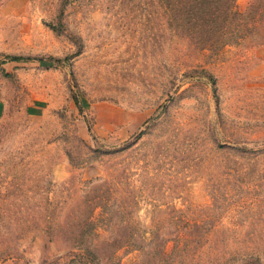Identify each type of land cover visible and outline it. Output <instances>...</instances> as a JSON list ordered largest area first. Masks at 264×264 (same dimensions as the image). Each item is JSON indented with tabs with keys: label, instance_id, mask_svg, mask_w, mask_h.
<instances>
[{
	"label": "rangeland",
	"instance_id": "1",
	"mask_svg": "<svg viewBox=\"0 0 264 264\" xmlns=\"http://www.w3.org/2000/svg\"><path fill=\"white\" fill-rule=\"evenodd\" d=\"M182 8L0 0V264H264V4L206 46Z\"/></svg>",
	"mask_w": 264,
	"mask_h": 264
},
{
	"label": "trees",
	"instance_id": "2",
	"mask_svg": "<svg viewBox=\"0 0 264 264\" xmlns=\"http://www.w3.org/2000/svg\"><path fill=\"white\" fill-rule=\"evenodd\" d=\"M261 3L263 5L264 0H261ZM262 5H259L257 8L252 6L244 12H240L235 9V0H172V7L181 6L183 7L182 9H184L180 14L175 15V19L178 16L184 18L185 23L182 28L188 31L190 36H192V34L195 36H200V34H203L204 36L206 34L208 38L206 39L207 43L204 46L213 43L214 39H218L223 31H228L231 36H236L237 32L242 33L246 29L245 22L248 21L247 19L251 17L252 13H256ZM8 58L10 60L27 59L19 56H8ZM111 151L115 150H107L106 153ZM101 196L104 199V196ZM97 200H100L101 202H97L95 206L99 205L98 203H101L103 206L102 199L97 198ZM91 216H87L83 221H79L77 224L73 225V227L66 229L64 231V236L75 243H80L84 246V252L92 259H95L96 254L99 252L103 253L105 250H102L101 247H98L97 249V246L92 248L88 245L89 242L87 241L91 238H87V236H96V223L94 222L95 219H92ZM123 243L124 244H122V242L119 243L116 246L115 251L122 245L125 246L130 244V238L127 236ZM106 245L107 246L103 248L107 251L110 246H114V244L110 243H106ZM110 255L112 256V252Z\"/></svg>",
	"mask_w": 264,
	"mask_h": 264
}]
</instances>
